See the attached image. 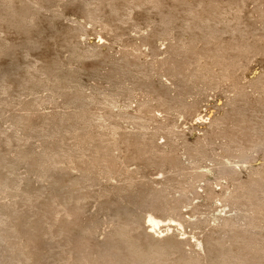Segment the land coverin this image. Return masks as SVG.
<instances>
[{"label": "rangeland", "instance_id": "1", "mask_svg": "<svg viewBox=\"0 0 264 264\" xmlns=\"http://www.w3.org/2000/svg\"><path fill=\"white\" fill-rule=\"evenodd\" d=\"M0 264H264V0H0Z\"/></svg>", "mask_w": 264, "mask_h": 264}, {"label": "bare ground", "instance_id": "2", "mask_svg": "<svg viewBox=\"0 0 264 264\" xmlns=\"http://www.w3.org/2000/svg\"><path fill=\"white\" fill-rule=\"evenodd\" d=\"M149 221L154 224V226L159 225L161 220L156 219V217L150 216Z\"/></svg>", "mask_w": 264, "mask_h": 264}]
</instances>
